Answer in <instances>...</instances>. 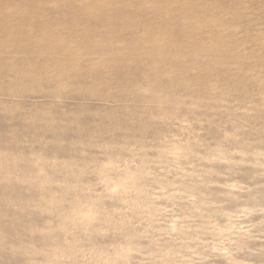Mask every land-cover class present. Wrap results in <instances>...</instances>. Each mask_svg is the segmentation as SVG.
<instances>
[{"label":"clouds","instance_id":"clouds-1","mask_svg":"<svg viewBox=\"0 0 264 264\" xmlns=\"http://www.w3.org/2000/svg\"><path fill=\"white\" fill-rule=\"evenodd\" d=\"M85 4L92 12L112 7L111 0H85ZM177 6L192 30L213 24L228 30L221 22L223 16L199 14L190 0H177ZM231 59V89L219 86L212 64L199 84L187 85L186 96L196 97L197 103L181 110L183 127L174 119L176 106L184 101L171 92L158 94L149 85L136 83L119 93L104 84L93 90L94 94L115 96L114 103L122 112L140 108L142 113L137 115L142 114L150 126L148 135L143 127L136 129L139 167L133 169L134 179L126 186L119 179L122 172L105 166L109 159L119 158L118 146L107 150L97 148L98 141H89L78 147L81 160L89 162L88 179L83 183H64L35 144L24 141L0 151V183L12 189L27 185L39 192L47 179L57 194L52 223L43 228L18 226L19 216L34 210L42 197L27 203L6 200L12 215L0 217L10 221L0 226V253L10 258L7 264H211L216 259L225 264H251L246 257L264 252V246L252 247L254 242L264 245V219L249 221L264 215V203L255 195V187L239 179L221 183L224 173L216 166L250 167L264 177V139L256 142L248 136L252 123L258 117L264 119V50L255 62L239 49L233 50ZM104 68L97 62L90 71ZM65 72L54 67L45 73L55 80L57 93L67 89ZM43 78L35 71L14 70L7 85L0 81V90L7 87L16 100ZM251 84L256 85L255 91L249 90ZM14 110L22 109L16 105ZM217 110L229 114L233 130L225 133L220 145L209 147L203 130L211 122L207 114ZM177 186L191 205L187 217L158 221L154 193ZM0 264L4 262L0 260Z\"/></svg>","mask_w":264,"mask_h":264},{"label":"rangeland","instance_id":"rangeland-1","mask_svg":"<svg viewBox=\"0 0 264 264\" xmlns=\"http://www.w3.org/2000/svg\"><path fill=\"white\" fill-rule=\"evenodd\" d=\"M111 3L107 10L92 12L85 0H0V81L7 85L14 70L44 76L32 91L21 93L16 100L7 87L0 90V151L24 141L35 144L64 183L87 181L89 162L81 160L78 147L89 141H98L97 148L121 149L119 158L109 159L105 166L123 173L119 177L122 185L133 181V169L139 167L134 146L136 129L143 127L144 135L151 130L144 116L137 115L142 110L122 112L114 103L115 96L94 94L97 86L104 84L119 93L136 83L147 84L158 94L171 92L184 101L176 106L174 119L183 127L181 110L197 103L196 97L186 96L190 82L199 84L212 64L219 86L231 89L233 50H241L253 62L264 50V0H190L199 14L223 16L221 22L228 30L216 24L190 29L178 10L177 0ZM97 62L105 66L104 70L90 71ZM54 67L66 69L67 89L61 93L54 91L55 80L45 75ZM248 88L255 91L256 85ZM196 91L202 94L200 89ZM16 105L22 110H14ZM207 115L211 122L204 127V140L214 147L223 142L226 132L233 130V124L225 111ZM262 126L264 119L258 117L248 133L251 140L264 139ZM216 170L224 173L219 178L221 183L239 179L255 187V195L264 203V177L258 175L259 170L230 165H217ZM56 195L47 179L41 182L39 192L27 185L12 189L0 183V217L12 215L6 200L27 203L42 197L34 210L19 216L18 226L43 228L52 223ZM152 198L158 221L187 217L191 208L179 186L156 191ZM262 219L264 215H256L249 222ZM9 222L0 218V226ZM262 246L259 242L252 244L254 249ZM246 258L251 264H264V252ZM9 259L6 253H0L4 264ZM211 264L225 262L216 259Z\"/></svg>","mask_w":264,"mask_h":264}]
</instances>
